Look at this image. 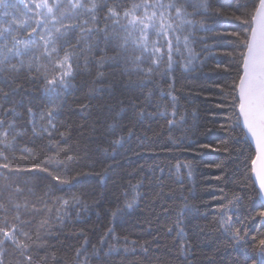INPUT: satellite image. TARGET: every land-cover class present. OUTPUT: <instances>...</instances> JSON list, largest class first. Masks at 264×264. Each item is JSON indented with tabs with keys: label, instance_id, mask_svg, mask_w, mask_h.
Masks as SVG:
<instances>
[{
	"label": "trees",
	"instance_id": "trees-1",
	"mask_svg": "<svg viewBox=\"0 0 264 264\" xmlns=\"http://www.w3.org/2000/svg\"><path fill=\"white\" fill-rule=\"evenodd\" d=\"M212 7L228 10L229 2L212 0ZM3 10L0 0V12ZM84 19L87 17L81 16V21ZM195 19L203 21L210 31L196 32L195 43H190L189 70H184L189 62V53L184 50L174 56L179 67L174 63L173 73L157 76L147 88L139 85L137 74L125 72L123 64L111 59L114 53L105 49L103 42L99 50L90 47L96 44V34L91 39L81 37L79 29L70 34L72 38L64 46L74 50L73 78L66 90H58L59 95L47 93L43 82L33 79L47 62L37 59L34 68L39 72L28 71L31 54L25 57L23 71L0 74V103H4L2 93H14L4 105L15 108L7 119L21 126L15 131L27 132L16 142V150L6 153L9 160L0 159V164L7 162L10 168L23 169L35 164L51 174L12 175L4 180L7 173L0 171V205L8 208L6 214L0 211V226L5 215L9 221L16 215L30 221L24 231L33 245V264H251L257 258L251 243L235 245L215 224L220 203L228 205L238 196V209L230 214L244 221L247 241L264 233V218L258 215L263 205L250 170L253 147L240 125L231 133V155L202 147L209 143L215 147L225 138L218 130V125L226 122L222 117L235 119L230 108L214 111L225 103V94L230 91L225 85H231L236 75L234 69L223 71L224 65L236 61L222 54L234 49L215 47L229 40L211 37L238 29L213 27V20L204 16ZM105 23L101 19L99 25L89 22L85 27L103 29ZM203 37L208 39L202 44ZM204 44L208 45L207 52ZM35 55L40 57L39 52ZM217 63L221 69L216 68ZM171 89L179 105L177 119L187 113V123L169 130L159 112L170 104V98L162 99L159 93ZM149 90L156 95L146 102L142 93ZM230 104L231 97H227ZM49 112L54 129L48 127ZM115 112L122 116V127L109 135L107 125L113 122ZM214 115L221 119H213ZM45 130L52 133L51 137ZM120 137H124L123 146L109 143ZM217 164L222 167L217 168ZM54 177H59V182H53ZM133 201L134 206L126 209L125 205ZM17 204L19 212L13 207ZM109 249L113 251L106 255ZM96 253L103 258L95 259ZM4 264H17L10 246Z\"/></svg>",
	"mask_w": 264,
	"mask_h": 264
},
{
	"label": "snow or ice",
	"instance_id": "snow-or-ice-1",
	"mask_svg": "<svg viewBox=\"0 0 264 264\" xmlns=\"http://www.w3.org/2000/svg\"><path fill=\"white\" fill-rule=\"evenodd\" d=\"M219 2V0H217ZM229 9L224 7L213 8L212 0H40L39 3L25 2V0H2L3 11L0 12V74L11 75L23 71L26 65L25 57L32 55L27 62L28 71H38L34 68L37 59L47 62L42 65L43 71L38 77L44 84V90L49 94L59 95L58 90H66L69 80L73 78L72 61L74 50L65 49L69 44L76 29L80 30L81 37L91 39L97 35L95 45L99 50V44L103 42L105 49L111 50L114 56L111 58L117 64L125 66L124 71L135 73L140 78L138 83L147 88L154 83L157 76L168 77L174 72V63L179 67L174 56L181 55L184 50L189 53V62L184 64V70H189L192 48L190 43H195L198 31H210L206 24L195 19L204 16L213 20V27L230 26L234 29L227 32H218L211 37L213 40H229L230 43H218L217 48L231 47L232 52H224L222 55L232 57L234 65H224L225 73L235 70V78L225 94V103L217 105V112L228 111L229 108L235 115L222 117L226 122L218 125V130L224 135L219 143L204 144L203 148H211L214 151L231 155L229 145L233 141L231 135L236 125L241 126L245 137H250L254 146V153L250 155V170L259 183V195L264 198V0H228ZM35 9V11H33ZM192 9V11H189ZM22 11V15H21ZM97 13H102L97 16ZM81 16L87 17L81 21ZM101 19L106 23L103 29L100 27H85L89 22L99 25ZM75 20V24H66L65 21ZM110 22V23H109ZM231 22H235L231 24ZM35 25V26H33ZM208 37L200 38L204 43ZM79 46V42L77 44ZM240 49L237 53L235 49ZM205 52L208 45L204 44ZM39 52L40 57L35 54ZM63 53V55H61ZM83 54V53H81ZM221 69V63L216 64ZM102 75V74H98ZM217 87H220L217 85ZM224 92V88L221 89ZM174 89L167 93L160 91L162 99L170 98V104L164 105L159 115L166 118L169 130L177 125L187 123V113L177 119L179 105L177 97L173 95ZM14 93H2L4 103H0V159L9 160L6 154L9 150H16V142L27 135L26 131H15L18 127L14 121L7 119L13 116L15 108H6ZM145 101L150 102L156 95L152 90L142 93ZM227 97H231V104L227 105ZM227 105V106H226ZM139 107V105H136ZM160 107V105H157ZM169 107L171 112H169ZM31 109L28 112L31 113ZM143 114V113H141ZM49 128H55L51 123L52 113L47 114ZM171 116L170 119L168 117ZM195 119V111L192 113ZM213 119H221L214 115ZM119 112L113 113L111 124L107 125L114 134L121 128ZM215 127V126H214ZM188 129H185L187 131ZM213 129H206L212 131ZM35 135V129H32ZM45 134L51 137L52 133L45 130ZM133 133L130 131L129 136ZM9 136L12 139L9 140ZM113 146H123L124 137L109 141ZM27 152V149H22ZM26 163V161H25ZM189 176H191V165ZM221 168L222 164H217ZM0 171L7 173L3 177L8 180L12 175H48L47 169L38 168L35 164L31 168H10L7 162L0 164ZM59 177H54L53 182H59ZM74 186V185H64ZM63 190V186L60 189ZM17 191H20L18 188ZM75 200L76 198L73 197ZM215 199V198H214ZM221 199H226L222 197ZM68 201H64L67 205ZM77 203L79 201L77 200ZM240 197L233 196L228 205L220 203L219 216L215 224L221 235L229 237L235 245L251 243L252 251L257 255L251 260V264H264V233L253 235L247 241L248 231L244 227V221L233 214L238 209ZM134 201L125 205L131 209ZM19 212L20 205L13 206ZM187 208V206H186ZM0 211L5 214L8 208L0 205ZM119 214L113 212L115 217ZM258 215L264 218V206ZM26 223L20 215H16L11 221L5 217L0 226V264H4V256L8 253L9 246L17 257V264H33V245L30 242L29 233L24 231ZM239 224L240 227L236 225ZM111 232V229L109 230ZM23 237V241L20 239ZM102 251V250H101ZM113 249H109L110 255ZM144 252L148 249L144 248ZM79 257V253H77ZM103 257L95 254V259Z\"/></svg>",
	"mask_w": 264,
	"mask_h": 264
},
{
	"label": "water",
	"instance_id": "water-1",
	"mask_svg": "<svg viewBox=\"0 0 264 264\" xmlns=\"http://www.w3.org/2000/svg\"><path fill=\"white\" fill-rule=\"evenodd\" d=\"M247 139H248V141L250 142V144H251V146L253 147V150H254V146H253V144H252V141H251L250 137H247ZM252 178H253V181H254L255 186H256V188H257V190H258V193H259V183H258V181L256 180V177L254 176V174H252ZM259 198H260V201H261L262 205L264 206V198H261L260 195H259Z\"/></svg>",
	"mask_w": 264,
	"mask_h": 264
},
{
	"label": "rangeland",
	"instance_id": "rangeland-1",
	"mask_svg": "<svg viewBox=\"0 0 264 264\" xmlns=\"http://www.w3.org/2000/svg\"><path fill=\"white\" fill-rule=\"evenodd\" d=\"M229 31H231V30H229ZM225 32H227V31H225ZM227 42H229V43H230V41H227Z\"/></svg>",
	"mask_w": 264,
	"mask_h": 264
}]
</instances>
